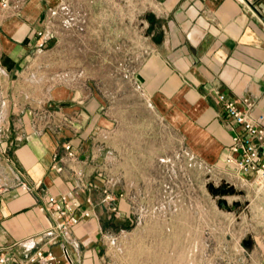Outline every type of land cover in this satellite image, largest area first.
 Segmentation results:
<instances>
[{
	"label": "crops",
	"instance_id": "crops-1",
	"mask_svg": "<svg viewBox=\"0 0 264 264\" xmlns=\"http://www.w3.org/2000/svg\"><path fill=\"white\" fill-rule=\"evenodd\" d=\"M8 1L5 9L0 4V257L6 264H28L41 251L55 263L66 250L71 264H107L101 216L114 197L105 196L94 141L109 127L105 104L97 95L56 89L52 98L61 107L49 113L53 120L40 122L21 109L15 98L24 88L16 85L40 44L44 2L55 0ZM147 3L146 57L136 74L144 96L183 132L203 163L241 180L225 162L238 129L218 93L242 109L248 98L251 114H264V0ZM130 14L127 31L120 29L117 39L133 37ZM55 196L77 201V214L87 208L91 216L62 227L50 204ZM243 221L254 241L264 239L257 214ZM255 244L264 264V244Z\"/></svg>",
	"mask_w": 264,
	"mask_h": 264
},
{
	"label": "rangeland",
	"instance_id": "rangeland-1",
	"mask_svg": "<svg viewBox=\"0 0 264 264\" xmlns=\"http://www.w3.org/2000/svg\"><path fill=\"white\" fill-rule=\"evenodd\" d=\"M147 2L45 1L40 44L15 99L43 123L61 107L52 98L56 89L103 100L109 127L94 141L105 196L114 197L101 216L107 264H261L254 245L264 239L254 241L243 218L257 214L264 229V202L241 180L195 156L136 80L146 57ZM130 13L134 35L117 39ZM226 185L232 193L214 190Z\"/></svg>",
	"mask_w": 264,
	"mask_h": 264
},
{
	"label": "built area",
	"instance_id": "built-area-1",
	"mask_svg": "<svg viewBox=\"0 0 264 264\" xmlns=\"http://www.w3.org/2000/svg\"><path fill=\"white\" fill-rule=\"evenodd\" d=\"M0 4L5 9L9 1L0 0ZM218 94L219 102L223 104L227 116L236 123L238 129L228 147L225 162L235 168L242 184L248 185L256 197L264 198V114L256 116L251 114L253 103L248 98L242 100L245 106L242 109L234 101L227 99L225 94ZM65 150L68 156L73 155L70 143L65 146ZM49 199L53 209L58 213V218L61 219L62 227L77 225L91 216L87 208L81 210L78 215L79 204L71 198L55 196ZM63 256V260L53 263V258L38 251L31 256L28 264H71V257L66 250ZM6 263L7 259L0 257V264Z\"/></svg>",
	"mask_w": 264,
	"mask_h": 264
},
{
	"label": "water",
	"instance_id": "water-1",
	"mask_svg": "<svg viewBox=\"0 0 264 264\" xmlns=\"http://www.w3.org/2000/svg\"><path fill=\"white\" fill-rule=\"evenodd\" d=\"M214 190L215 191H217V192H220V193H222V194H226V193H232V189H231V187H229V186H222V187H220V188H214ZM219 204L221 205V206H224V207H226L227 206V203H226V201H224V200H221L220 202H219ZM244 245H245V247H250V245H251V240H246L245 242H244Z\"/></svg>",
	"mask_w": 264,
	"mask_h": 264
}]
</instances>
